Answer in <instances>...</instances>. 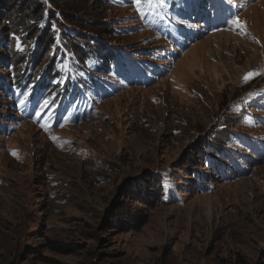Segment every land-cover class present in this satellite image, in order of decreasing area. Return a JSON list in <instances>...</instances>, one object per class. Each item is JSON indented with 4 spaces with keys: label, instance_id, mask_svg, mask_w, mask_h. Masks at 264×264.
<instances>
[{
    "label": "rangeland",
    "instance_id": "374dc122",
    "mask_svg": "<svg viewBox=\"0 0 264 264\" xmlns=\"http://www.w3.org/2000/svg\"><path fill=\"white\" fill-rule=\"evenodd\" d=\"M38 3L0 6V264H264V0Z\"/></svg>",
    "mask_w": 264,
    "mask_h": 264
},
{
    "label": "trees",
    "instance_id": "16d2710c",
    "mask_svg": "<svg viewBox=\"0 0 264 264\" xmlns=\"http://www.w3.org/2000/svg\"><path fill=\"white\" fill-rule=\"evenodd\" d=\"M0 6L1 8L4 9V11L7 12L8 16L10 19H14L16 20L17 24L19 25V27L21 26H29L30 25V21L31 20H35V17L38 15H42V13H44L45 11H49V7L48 6H42L41 4L38 3V0H0ZM52 3H56V0H50ZM24 9L23 11H21V9ZM5 13V12H4ZM32 28H35L34 26ZM67 36L73 38V33L71 34H66ZM80 44L78 46H76L77 48H73V51L77 53L78 56H80L79 58H81L80 60L82 62H85L88 59L91 58H96V60L98 62H100L99 66L96 68L95 70V75L94 77L96 79H98L97 75H101L103 73V69L104 67V62L106 58H109L110 56V52H107V50L103 47L102 44L99 43H95V42H91L90 40H84L79 42ZM79 49V50H77ZM39 59L35 58L33 60L34 64H38ZM79 66H76L74 64V68H78ZM27 72V73H26ZM26 75H28V69L23 71V72H18L16 74L17 79L16 81H14V85H16V88H19L20 91H22L26 85H27V81L28 78H30V75L27 76V80L26 79ZM46 75V79L48 78H52L58 74H56V72H49V73H45ZM34 82V81H33ZM92 82H94V79H92L90 77V81L89 80H81L80 83L81 85H83V87L88 86L89 84H91ZM41 87L45 88V83L41 84ZM68 93V92H67ZM230 139V135H226V136H221V138H217V141H219V143H222L223 141H228Z\"/></svg>",
    "mask_w": 264,
    "mask_h": 264
},
{
    "label": "snow or ice",
    "instance_id": "6c2138e0",
    "mask_svg": "<svg viewBox=\"0 0 264 264\" xmlns=\"http://www.w3.org/2000/svg\"><path fill=\"white\" fill-rule=\"evenodd\" d=\"M137 3H139V0H136ZM232 23L239 29H244L246 27V25L244 23H242L238 16L232 20ZM255 75V73H247L246 76L244 77L245 80L251 79L253 76ZM53 139H57L56 137H53ZM14 155L16 154L15 152L13 153Z\"/></svg>",
    "mask_w": 264,
    "mask_h": 264
}]
</instances>
